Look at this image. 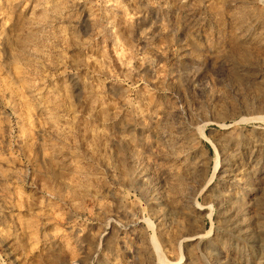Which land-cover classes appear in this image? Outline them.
I'll use <instances>...</instances> for the list:
<instances>
[{"label":"rangeland","instance_id":"1","mask_svg":"<svg viewBox=\"0 0 264 264\" xmlns=\"http://www.w3.org/2000/svg\"><path fill=\"white\" fill-rule=\"evenodd\" d=\"M169 262L264 264V0H0V264Z\"/></svg>","mask_w":264,"mask_h":264},{"label":"bare ground","instance_id":"2","mask_svg":"<svg viewBox=\"0 0 264 264\" xmlns=\"http://www.w3.org/2000/svg\"><path fill=\"white\" fill-rule=\"evenodd\" d=\"M47 5V4H46ZM163 134H165V135H170L171 134V131H164L163 132ZM181 151V150H180ZM216 154V153H215ZM217 156V155H216ZM181 157V156H180ZM217 168H218V164L216 165V170H217ZM113 211V210H112ZM115 211H117V210H115ZM113 216H114V213L113 212H109L108 214H107V218H113ZM132 216H135V215H132ZM114 220V219H113ZM113 220H111V221H113ZM122 220H124V219H122ZM144 222V219H143V217L142 216H140V215H137V216H135V217H131V218H128L126 221H121V224L120 225H123V227L125 228V226H126V228H132V229H135V228H137L138 226H140L142 223ZM144 224V223H143ZM117 223H116V221H113V224H112V230H113V227H117ZM111 230V231H112ZM83 231H85L83 228H79V229H77V233L78 234H80L81 232H83ZM108 228L107 227H105L104 229H102V231H100L99 233H98V238H99V241H100V239L102 240V239H104V236L108 233ZM138 231V230H137ZM121 232V231H120ZM201 234V233H200ZM187 235V234H186ZM110 236V235H109ZM177 236V235H176ZM203 238V236L201 235V236H195V235H191L190 236V238H189V240H191V241H199L200 242V240ZM106 238V237H105ZM154 239H155V236L153 237ZM152 238V239H153ZM184 238V237H183ZM96 239V238H95ZM157 239V238H156ZM108 240V239H107ZM183 240V239H182ZM109 241V240H108ZM150 242L152 243V245H153V247L152 248H157V242H159L158 240H157V242H156V240H151L150 239ZM198 242V243H199ZM102 244V243H101ZM160 244V243H159ZM104 245V244H103ZM151 245V244H150ZM150 245H149V242H143V243H141V245L139 244V246H136L135 248L137 249H135L136 251H138L139 253H141L142 255H146V254H149L150 253ZM159 246V245H158ZM108 247V246H107ZM100 248V247H99ZM109 248V247H108ZM96 249H98V248H96ZM102 249V248H101ZM95 250V249H94ZM95 253V252H94ZM97 253V252H96ZM100 253V252H99ZM154 253H155V251H154ZM159 253H161V252H159ZM159 255V254H158ZM161 258V257H160ZM158 259V258H157ZM69 260V259H68ZM158 261V260H157ZM92 262V261H91ZM170 264H177V263H171V262H169ZM87 264H89V263H87Z\"/></svg>","mask_w":264,"mask_h":264},{"label":"trees","instance_id":"3","mask_svg":"<svg viewBox=\"0 0 264 264\" xmlns=\"http://www.w3.org/2000/svg\"><path fill=\"white\" fill-rule=\"evenodd\" d=\"M207 146H208V147L210 148V150L212 151V148H211L210 144L207 143Z\"/></svg>","mask_w":264,"mask_h":264}]
</instances>
